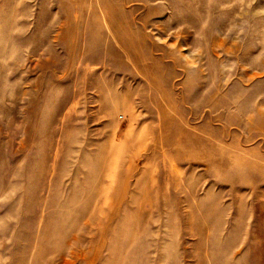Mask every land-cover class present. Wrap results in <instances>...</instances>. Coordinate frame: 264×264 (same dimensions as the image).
Returning a JSON list of instances; mask_svg holds the SVG:
<instances>
[{
	"label": "rangeland",
	"instance_id": "1",
	"mask_svg": "<svg viewBox=\"0 0 264 264\" xmlns=\"http://www.w3.org/2000/svg\"><path fill=\"white\" fill-rule=\"evenodd\" d=\"M0 264H264V0H0Z\"/></svg>",
	"mask_w": 264,
	"mask_h": 264
}]
</instances>
